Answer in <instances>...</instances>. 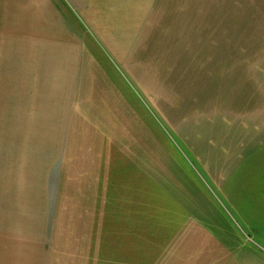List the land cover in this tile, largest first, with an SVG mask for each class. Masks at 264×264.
I'll return each instance as SVG.
<instances>
[{"label":"rangeland","instance_id":"rangeland-1","mask_svg":"<svg viewBox=\"0 0 264 264\" xmlns=\"http://www.w3.org/2000/svg\"><path fill=\"white\" fill-rule=\"evenodd\" d=\"M140 50L136 75L123 68L115 73L121 101L113 103H121L119 113L128 116L121 119L124 185L137 177L144 197L153 195L156 205L159 196L163 210L180 212L177 221H187L193 236L176 240L220 244L218 251L208 250L217 264H264V0H156ZM16 127L0 108V204L8 178L20 177L23 168L27 176L45 170L24 161L33 159L30 145L48 138L35 136L31 143V136L18 133L32 130ZM41 180H33L35 192L26 181L20 187L27 203L16 215L30 227L42 224L46 209ZM94 204L81 219L102 224V202ZM67 205L58 198L49 264H71L58 257L62 244L75 246V233L65 230L80 225ZM60 210L68 211L61 216ZM143 239H150L146 231ZM204 246L195 243L194 251Z\"/></svg>","mask_w":264,"mask_h":264},{"label":"crops","instance_id":"crops-1","mask_svg":"<svg viewBox=\"0 0 264 264\" xmlns=\"http://www.w3.org/2000/svg\"><path fill=\"white\" fill-rule=\"evenodd\" d=\"M155 7L156 0H0V108L17 122L16 130L19 125L32 130L18 135L31 136V143L35 136L48 138L30 145L33 159L24 161L45 168L38 173L47 185L42 224L30 227L16 215L27 203L20 187L26 181L35 192L33 180L38 181L22 167L20 177L8 178L7 197L0 204V264H20L22 257L25 264H49L60 197L80 223L65 230L75 233V246L62 244L61 260L217 264L208 250L218 251L220 244L176 240L193 236L187 221H177L180 212L159 210L153 195L144 197L137 177L128 186L121 179L128 169L121 121L128 116L119 113L121 103H113L121 101L115 73L123 68L137 74L134 58L141 60L144 27ZM47 153L55 157L46 159ZM94 200L102 202V224L81 219L88 218ZM63 211L68 210H60L61 216ZM144 231L150 239H143ZM195 243L205 246L194 251Z\"/></svg>","mask_w":264,"mask_h":264},{"label":"trees","instance_id":"trees-1","mask_svg":"<svg viewBox=\"0 0 264 264\" xmlns=\"http://www.w3.org/2000/svg\"><path fill=\"white\" fill-rule=\"evenodd\" d=\"M158 208H159V210H163L164 209V207L162 206V199H161V197L158 199Z\"/></svg>","mask_w":264,"mask_h":264}]
</instances>
